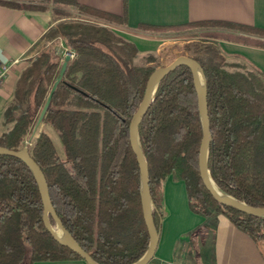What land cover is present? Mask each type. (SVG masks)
<instances>
[{
    "label": "trees",
    "instance_id": "obj_1",
    "mask_svg": "<svg viewBox=\"0 0 264 264\" xmlns=\"http://www.w3.org/2000/svg\"><path fill=\"white\" fill-rule=\"evenodd\" d=\"M61 1L116 23H125L128 17V0H124L122 14L78 0ZM0 4L22 9L48 6L44 0H0ZM54 26L75 55L38 124L63 64L58 52L41 46L21 72L14 98L5 109L8 128L0 135V145L22 149L33 133L29 149L45 173L64 226L97 262L131 264L146 252L150 234L130 129L155 67L135 63L139 52L135 43L119 38L106 25L69 20ZM257 31L264 33V29ZM191 55L206 76L211 174L223 190L264 206V73L259 67H255L259 73L230 69L228 64H236L223 55L216 59ZM202 136L193 73L188 65L180 64L160 81L140 125L158 230L164 181L174 175L185 181L194 212L226 215L264 252V216L221 203L204 184L198 164ZM43 213L31 167L20 157L0 154V264H22L29 250L31 264L41 259L83 258L52 235ZM50 221L56 225L51 214Z\"/></svg>",
    "mask_w": 264,
    "mask_h": 264
},
{
    "label": "crops",
    "instance_id": "obj_2",
    "mask_svg": "<svg viewBox=\"0 0 264 264\" xmlns=\"http://www.w3.org/2000/svg\"><path fill=\"white\" fill-rule=\"evenodd\" d=\"M78 1L112 13L124 11V0ZM53 7L22 9L0 4V68L7 65L0 84V135L8 128L4 112L14 98L21 72L60 20ZM194 21L223 22L259 32L264 29V0H128L127 20L116 24L125 39L146 53L160 52L166 46L162 33ZM224 34L220 41L227 60L241 59L264 73V46L257 35ZM163 193L159 243L148 264H264V252L255 239L226 215H205L190 208L184 180L169 176ZM27 255L30 259V250ZM32 264L89 263L74 257L35 260Z\"/></svg>",
    "mask_w": 264,
    "mask_h": 264
},
{
    "label": "water",
    "instance_id": "obj_3",
    "mask_svg": "<svg viewBox=\"0 0 264 264\" xmlns=\"http://www.w3.org/2000/svg\"><path fill=\"white\" fill-rule=\"evenodd\" d=\"M71 58V54L68 53L66 55V59L62 64L60 74L57 77L54 85L51 89V92L47 98V101L42 109V112L38 119V124L41 122L42 117L45 114L46 109L48 108L52 95L60 82L62 75L65 72L67 67L68 61ZM186 64L191 68L193 73L194 83L198 95V105L201 114V120L203 125V136L201 140V145L199 149V171L200 176L212 193V195L221 203L226 205L233 206L237 209L242 211L258 215L264 216V206H255L252 204L247 203L244 200L237 198L236 196L228 193L227 191L223 190L217 182L214 180L210 168H209V150H210V143L212 139V130H211V123H210V115H209V103H208V93H207V82L206 76L203 70V67L198 59L194 58L192 55L188 54H180L175 57L172 61L168 64L162 65L157 67L149 76L145 92L143 98L138 106L137 111L135 112L132 122H131V129H130V140L131 145L133 147L134 152L137 155V159L139 162L140 170H141V196H142V207L143 213L145 217V221L148 227V231L150 234V241L149 246L146 252L135 262L131 264H148L155 255L158 243H159V230L156 226L154 217H153V206L154 201L152 198L151 187H150V169L149 163L145 156L144 150L141 145L140 140V125L143 120V117L146 115L153 99L156 94L158 85L160 81L164 78L165 75L170 73L174 70L178 65ZM199 70L203 72L204 75V87L200 80ZM0 154H9L14 155L17 157L22 158L33 170L39 189L42 195L43 203H44V213H43V220L52 235L63 244L68 245L71 249L78 252L83 258L87 260L89 264H101L97 262L91 254L83 248V246L78 242V240L70 233V231L64 226L62 219L58 215L51 199L49 185L45 176V173L39 163L34 159L32 156L29 146L24 145L22 149H11L7 146L0 145ZM213 181L223 190L226 195L219 194L213 186ZM50 214L54 217L56 226L53 225L50 221ZM58 228L64 233L63 237L58 234ZM29 256H26V259L22 264H29Z\"/></svg>",
    "mask_w": 264,
    "mask_h": 264
},
{
    "label": "rangeland",
    "instance_id": "obj_4",
    "mask_svg": "<svg viewBox=\"0 0 264 264\" xmlns=\"http://www.w3.org/2000/svg\"><path fill=\"white\" fill-rule=\"evenodd\" d=\"M44 3L48 6H55L53 7L54 14L55 16L58 15L60 17L59 21L81 20L96 25H106L119 38L127 40L124 38L125 34L120 29H118L116 22L105 19L99 15L88 13L74 3L61 0H44ZM227 31H235L239 32L240 34L250 32L251 34L258 36L257 40H259V42H264V33L251 31L250 29L244 27H237L223 22L187 24L162 33L166 46L160 52H138V54L134 57V61L140 65H153L156 69L159 66L168 64L180 54L191 55L194 53L202 59H216L219 57V55H223L226 61L229 63L231 62L230 64H236L235 66L228 64V68L250 69L255 73H259L255 67L241 59L237 61L227 60L220 41L221 38L225 36L224 33ZM44 45L47 48L58 52L61 55L63 62L65 61L66 55L68 53L71 54V58L75 55L74 50L67 46L65 39L58 35V33L55 31V26L50 28L47 37L44 40ZM102 47L107 49L104 46ZM32 137L33 133L28 137L27 141L31 142ZM55 139L58 148L61 149L60 140H58V138ZM170 176L175 177L174 175ZM175 179L182 180L177 177H175Z\"/></svg>",
    "mask_w": 264,
    "mask_h": 264
},
{
    "label": "bare ground",
    "instance_id": "obj_5",
    "mask_svg": "<svg viewBox=\"0 0 264 264\" xmlns=\"http://www.w3.org/2000/svg\"><path fill=\"white\" fill-rule=\"evenodd\" d=\"M199 75H200V80H201V83L204 87V75H203V72L201 70H199ZM213 186L214 188L216 189V191L221 194V195H226L227 193H225V191H223L214 181H213ZM58 234L63 237L64 233L61 231V229L58 228Z\"/></svg>",
    "mask_w": 264,
    "mask_h": 264
},
{
    "label": "built area",
    "instance_id": "obj_6",
    "mask_svg": "<svg viewBox=\"0 0 264 264\" xmlns=\"http://www.w3.org/2000/svg\"><path fill=\"white\" fill-rule=\"evenodd\" d=\"M7 71V65H4L3 67L0 68V84H2L5 80V75ZM30 142L27 141L25 145L29 146Z\"/></svg>",
    "mask_w": 264,
    "mask_h": 264
}]
</instances>
